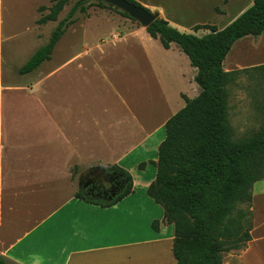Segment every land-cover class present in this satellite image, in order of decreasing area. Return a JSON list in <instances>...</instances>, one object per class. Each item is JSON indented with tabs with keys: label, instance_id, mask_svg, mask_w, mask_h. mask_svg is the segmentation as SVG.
<instances>
[{
	"label": "rangeland",
	"instance_id": "1",
	"mask_svg": "<svg viewBox=\"0 0 264 264\" xmlns=\"http://www.w3.org/2000/svg\"><path fill=\"white\" fill-rule=\"evenodd\" d=\"M77 1L69 0L55 21L38 23L37 19L49 12L52 0H0V72L5 86L0 99L3 175L9 178L7 169L16 168L19 171L16 179H23L26 189L27 185H33L40 170L41 197L43 200L44 196L51 195L50 205L56 200L59 203L69 193L92 186L95 181L91 182L90 178L99 172L98 169L92 168H100L102 165L86 167V163L73 160L63 130L56 127L54 122L39 120L38 116L43 114L38 107H64L67 99L66 89H84L85 96L79 98L87 105L100 107L113 104L121 108L130 106L139 113L151 109L154 122H157L169 115L177 105L173 95H169V79L167 74H162L161 71L163 63H170V60L174 59L185 74L193 70L188 57L175 43L166 51L159 40L153 38L149 42L155 61L153 70L144 61L141 51L135 53L136 57L133 59L129 58V52L136 48H133L132 44L127 46L128 43L120 45L121 41H115L114 47L111 35L115 32L122 33L124 26L140 24L115 7L97 0H88L82 1L81 9L75 12L72 21L66 26L54 45L50 58L34 71L20 74L18 68L38 47L48 41L58 21L65 17ZM136 1L151 11L159 10L160 16L180 31L196 35H202L209 29L200 28L195 32L192 29L195 24H210L222 28L236 17L238 10L235 8L242 3L241 0ZM40 6L45 9L40 11ZM81 27L87 28L83 40L80 38L81 34L71 32ZM98 35L104 39V45L109 47L110 52L104 56L106 60L101 65L104 69L97 70L95 66L94 69L90 68L88 75H85L87 80L84 81V73L77 70L76 63L66 67L65 62L68 57L81 51L83 45L92 49L88 57L80 59L82 63L87 61L86 59L100 57L95 47L100 43L96 38ZM115 35L117 34L113 37ZM251 40V36L243 38V45L247 47L245 50H248V42ZM80 41H83V44ZM256 57L258 56L251 54L248 62ZM166 59L167 61H163ZM52 68H57V71H53L50 76ZM225 68L228 70V57ZM182 89L189 95L193 94L187 83ZM229 92L228 112L233 138L240 139L256 131L264 119L262 71L254 69L240 73L230 84ZM73 99L76 100L77 96L74 95ZM125 147L127 146L122 145L121 150ZM140 152L141 149H137L121 163L128 165L131 158ZM107 177L114 183L112 176ZM56 191L58 194L55 193L53 197ZM112 191L108 195L111 196ZM23 225L25 223L17 222L15 226H3L0 233L11 237L20 231ZM27 225L24 228H27ZM12 227L14 228L11 229ZM233 252L234 250L223 255L224 264H235L229 256Z\"/></svg>",
	"mask_w": 264,
	"mask_h": 264
},
{
	"label": "crops",
	"instance_id": "2",
	"mask_svg": "<svg viewBox=\"0 0 264 264\" xmlns=\"http://www.w3.org/2000/svg\"><path fill=\"white\" fill-rule=\"evenodd\" d=\"M241 1L235 8L238 10L236 17L253 2ZM123 29L122 33L115 32V37V33H112L113 46L115 41H121L120 45L132 44L136 50L129 52V58L133 59L136 57L134 54L141 51L144 61L153 70L155 61L149 47L152 37L146 28L130 25ZM1 31L0 25V42ZM86 31L87 28L81 27L71 32L81 34L83 40ZM247 36L252 38L248 42V50H245L247 47L242 42L245 36L236 40L223 61L225 70L227 57V71L264 66V32L258 36ZM96 38L100 40L95 45L100 57L86 59L82 63L80 59L88 57L92 49L83 45L81 51L67 58L66 67L76 63L77 70L83 71V76H87L94 66L97 70H103L101 65L106 60L104 56L110 49L104 45L105 41L100 35ZM80 42L83 44V41ZM172 46L173 43L164 49L169 51ZM251 54L258 57L248 62ZM170 61L163 63L161 71L167 74L169 95H173L177 105L169 115L157 122H154L151 109L139 113L130 106L87 105L79 98L85 96L84 89H66L64 107H38L43 114L38 116L39 120L54 122L56 127L63 130L73 160L86 163V167L117 164L130 173L132 192L110 206L78 198L75 196L76 191L66 195L59 203L56 200L50 205L51 195L44 196L43 200L41 197L40 170L33 185H27L26 189L24 180L16 179L19 173L16 168H8L9 178H6L3 175L4 153L0 135V228L15 226L17 222L25 223L11 237L0 233V257L7 264H176L171 249L174 226L164 219L163 207L147 194V187L155 178L158 146L165 137L166 120L185 105L184 96L193 98L200 88L194 81L195 67L191 65L193 70L185 74L178 62L174 59ZM55 70L57 68L50 70V76ZM86 76L84 81L87 80ZM186 83L193 94L183 91L182 87ZM4 88L0 72V99ZM74 95L77 96L76 100L73 99ZM1 113L0 106V117ZM122 145L127 147L121 150ZM137 149L142 152L132 157L128 165L121 163ZM141 163L145 164L143 168L139 167ZM55 193L58 194L54 192L53 197ZM249 210L250 239L245 247L234 250L235 253L229 256L235 264H264V178L252 185ZM155 221L158 222L157 228L153 226ZM26 224L28 227L24 228Z\"/></svg>",
	"mask_w": 264,
	"mask_h": 264
},
{
	"label": "trees",
	"instance_id": "3",
	"mask_svg": "<svg viewBox=\"0 0 264 264\" xmlns=\"http://www.w3.org/2000/svg\"><path fill=\"white\" fill-rule=\"evenodd\" d=\"M68 1L52 0L49 12L37 22L55 21ZM128 1L141 5L136 0ZM81 4L82 0H78L58 21L48 41L18 68L20 74L34 71L50 58ZM44 9L39 7L40 11ZM200 28L209 31L202 35L186 33L163 17L146 27L163 48L175 43L188 57L196 68L194 81L200 88L195 97L184 96L185 105L166 120L155 178L147 187V194L163 207L164 219L174 226L171 249L176 264H222L225 253L245 247L250 239L251 188L264 178V119L256 131L234 139L228 112L230 84L240 73L254 69H260L264 78V66L234 71L223 68L236 40L264 32V0H253L221 29L210 24H196L192 29L196 32ZM262 111L264 114V104ZM103 172L113 178L111 196L90 186L77 190L75 196L110 206L132 192V177L127 170L113 164ZM157 224L153 223L154 228ZM0 264H7L2 257Z\"/></svg>",
	"mask_w": 264,
	"mask_h": 264
},
{
	"label": "water",
	"instance_id": "4",
	"mask_svg": "<svg viewBox=\"0 0 264 264\" xmlns=\"http://www.w3.org/2000/svg\"><path fill=\"white\" fill-rule=\"evenodd\" d=\"M88 1V0H82ZM111 6L117 8L118 10L125 12L130 18L136 20L141 26L146 28L150 23H152L155 19L160 17V12L158 10H148L146 7L142 5H136L128 0H100ZM94 170H99L98 173H102L105 169L103 166L100 168H92ZM95 174V173H94Z\"/></svg>",
	"mask_w": 264,
	"mask_h": 264
},
{
	"label": "flooded vegetation",
	"instance_id": "5",
	"mask_svg": "<svg viewBox=\"0 0 264 264\" xmlns=\"http://www.w3.org/2000/svg\"><path fill=\"white\" fill-rule=\"evenodd\" d=\"M97 175L95 174L94 176H91L90 181L95 182L92 184V186H90V188H94L99 193L104 195L110 193L115 188L114 183L110 182L109 178L106 174H104V172L98 173Z\"/></svg>",
	"mask_w": 264,
	"mask_h": 264
}]
</instances>
